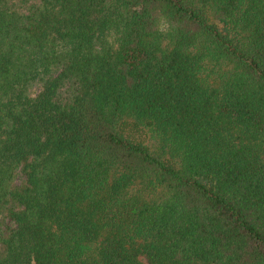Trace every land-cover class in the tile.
Wrapping results in <instances>:
<instances>
[{"label":"trees","instance_id":"obj_1","mask_svg":"<svg viewBox=\"0 0 264 264\" xmlns=\"http://www.w3.org/2000/svg\"><path fill=\"white\" fill-rule=\"evenodd\" d=\"M0 264H264V0H0Z\"/></svg>","mask_w":264,"mask_h":264},{"label":"clouds","instance_id":"obj_2","mask_svg":"<svg viewBox=\"0 0 264 264\" xmlns=\"http://www.w3.org/2000/svg\"><path fill=\"white\" fill-rule=\"evenodd\" d=\"M151 27L153 30L162 36H166L168 33L174 31V24L169 19L168 14L160 12L158 16H154L151 21Z\"/></svg>","mask_w":264,"mask_h":264}]
</instances>
